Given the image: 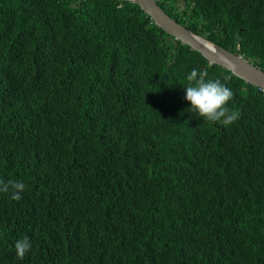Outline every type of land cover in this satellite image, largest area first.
Here are the masks:
<instances>
[{"label":"trees","instance_id":"trees-1","mask_svg":"<svg viewBox=\"0 0 264 264\" xmlns=\"http://www.w3.org/2000/svg\"><path fill=\"white\" fill-rule=\"evenodd\" d=\"M155 1L264 72V0ZM193 69L233 124L189 111ZM0 179L26 185L0 193V264H264V90L129 1L0 0Z\"/></svg>","mask_w":264,"mask_h":264},{"label":"clouds","instance_id":"clouds-1","mask_svg":"<svg viewBox=\"0 0 264 264\" xmlns=\"http://www.w3.org/2000/svg\"><path fill=\"white\" fill-rule=\"evenodd\" d=\"M208 73L193 69L186 76L185 99L191 105L189 111L204 122H220L225 127L233 124L239 117L238 112H232L228 107L233 99V92L220 80L207 79ZM227 79V78H225ZM26 185L21 181L0 179V193H11L12 199L19 201ZM32 244L28 237H23L15 242L16 258L23 260L31 250Z\"/></svg>","mask_w":264,"mask_h":264},{"label":"water","instance_id":"water-1","mask_svg":"<svg viewBox=\"0 0 264 264\" xmlns=\"http://www.w3.org/2000/svg\"><path fill=\"white\" fill-rule=\"evenodd\" d=\"M137 5L140 10L148 15L154 25L173 37L181 44L188 46L192 51L198 52L210 64L220 66L235 77L264 90V72L243 59L240 55L231 52L207 41L166 14L155 0H125Z\"/></svg>","mask_w":264,"mask_h":264}]
</instances>
